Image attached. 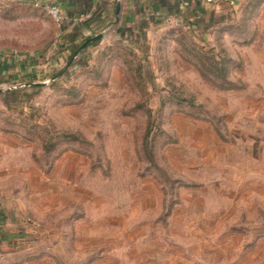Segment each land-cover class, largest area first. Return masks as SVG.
Returning <instances> with one entry per match:
<instances>
[{
  "label": "rangeland",
  "instance_id": "374dc122",
  "mask_svg": "<svg viewBox=\"0 0 264 264\" xmlns=\"http://www.w3.org/2000/svg\"><path fill=\"white\" fill-rule=\"evenodd\" d=\"M0 0V264H264V0L138 22L74 56Z\"/></svg>",
  "mask_w": 264,
  "mask_h": 264
},
{
  "label": "crops",
  "instance_id": "0c3cea01",
  "mask_svg": "<svg viewBox=\"0 0 264 264\" xmlns=\"http://www.w3.org/2000/svg\"><path fill=\"white\" fill-rule=\"evenodd\" d=\"M35 4L37 0H10ZM44 7L48 0H38ZM63 11L64 23L59 38L73 48L99 33L102 38L137 36L138 22L172 21L194 28L229 20L242 0H56ZM45 8V7H44ZM101 38V39H102ZM83 41V42H84ZM25 66L16 55H0V78L11 77Z\"/></svg>",
  "mask_w": 264,
  "mask_h": 264
},
{
  "label": "built area",
  "instance_id": "2783aa9c",
  "mask_svg": "<svg viewBox=\"0 0 264 264\" xmlns=\"http://www.w3.org/2000/svg\"><path fill=\"white\" fill-rule=\"evenodd\" d=\"M36 5H42L41 1H36ZM46 8L47 12L54 20V22L61 27L64 23V14L60 4L56 0H48L45 4H43Z\"/></svg>",
  "mask_w": 264,
  "mask_h": 264
},
{
  "label": "water",
  "instance_id": "95a60500",
  "mask_svg": "<svg viewBox=\"0 0 264 264\" xmlns=\"http://www.w3.org/2000/svg\"><path fill=\"white\" fill-rule=\"evenodd\" d=\"M103 37V33H99L93 37H90L88 39H86L75 51L74 56H77L85 47H87L88 45H90L91 43H93L94 41L100 40Z\"/></svg>",
  "mask_w": 264,
  "mask_h": 264
}]
</instances>
